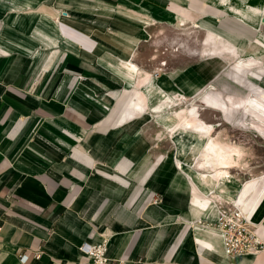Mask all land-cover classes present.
Masks as SVG:
<instances>
[{
    "label": "crops",
    "instance_id": "0c3cea01",
    "mask_svg": "<svg viewBox=\"0 0 264 264\" xmlns=\"http://www.w3.org/2000/svg\"><path fill=\"white\" fill-rule=\"evenodd\" d=\"M175 25L204 34L184 63L154 53ZM259 90L264 0H0V264L101 238L122 264H264L212 226L235 202L264 243Z\"/></svg>",
    "mask_w": 264,
    "mask_h": 264
},
{
    "label": "built area",
    "instance_id": "2783aa9c",
    "mask_svg": "<svg viewBox=\"0 0 264 264\" xmlns=\"http://www.w3.org/2000/svg\"><path fill=\"white\" fill-rule=\"evenodd\" d=\"M212 226L219 234L221 248L228 257L242 254L254 255L263 249L262 237L253 228L252 222L242 208L235 202H221L216 205V219ZM79 250L87 259V264H122L121 260H114L105 254L106 239L98 241H83ZM38 253H32L38 257ZM28 253H20V262L26 261Z\"/></svg>",
    "mask_w": 264,
    "mask_h": 264
},
{
    "label": "rangeland",
    "instance_id": "374dc122",
    "mask_svg": "<svg viewBox=\"0 0 264 264\" xmlns=\"http://www.w3.org/2000/svg\"><path fill=\"white\" fill-rule=\"evenodd\" d=\"M173 32H169L170 35H168V38L163 40L161 43L159 42L157 45H155L154 48V53H156L157 55H163L164 53H172V60L173 61H181L182 63L186 62L189 58L192 59L193 57V50L198 46L199 44V40L203 39V32H198L195 31L193 27H189V26H180V25H175L173 28ZM227 50V49H226ZM189 55V56H188ZM230 61V60H229ZM231 65H233L235 62L234 61H230L229 62ZM166 59L163 58L160 60V58L157 60V69H163L166 67ZM228 63L225 64V67H227ZM157 70V71H158ZM155 71L154 74L157 72ZM251 76H253L252 80H258L260 75L257 74H251ZM250 76V77H251ZM227 88H229L228 86H225ZM259 93L263 94V99H264V92L259 90ZM179 97V96H178ZM179 102H180V106L179 105H174V109L178 111V113H180V108H189V109H196L199 105L198 104V99L194 98L192 99H183V98H178ZM192 100V101H191ZM187 106V107H185ZM228 132V130H227ZM230 135L227 133V137L230 139L229 137ZM240 136V135H239ZM228 141V139H225ZM240 142V144H245L246 141L245 139H243L241 136L238 139ZM229 143V142H228ZM254 228V226H253ZM261 237V236H260ZM264 244V243H263Z\"/></svg>",
    "mask_w": 264,
    "mask_h": 264
}]
</instances>
